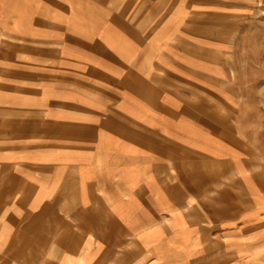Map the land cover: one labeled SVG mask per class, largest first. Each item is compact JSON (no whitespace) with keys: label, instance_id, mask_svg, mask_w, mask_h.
I'll use <instances>...</instances> for the list:
<instances>
[{"label":"crops","instance_id":"1","mask_svg":"<svg viewBox=\"0 0 264 264\" xmlns=\"http://www.w3.org/2000/svg\"><path fill=\"white\" fill-rule=\"evenodd\" d=\"M211 2L0 0V264L264 263Z\"/></svg>","mask_w":264,"mask_h":264},{"label":"rangeland","instance_id":"2","mask_svg":"<svg viewBox=\"0 0 264 264\" xmlns=\"http://www.w3.org/2000/svg\"><path fill=\"white\" fill-rule=\"evenodd\" d=\"M211 4L228 12L231 77L239 91L243 126L239 132L264 168V0H212Z\"/></svg>","mask_w":264,"mask_h":264}]
</instances>
